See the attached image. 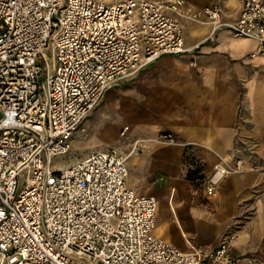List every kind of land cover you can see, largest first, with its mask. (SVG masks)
Here are the masks:
<instances>
[{
	"label": "built area",
	"instance_id": "obj_1",
	"mask_svg": "<svg viewBox=\"0 0 264 264\" xmlns=\"http://www.w3.org/2000/svg\"><path fill=\"white\" fill-rule=\"evenodd\" d=\"M168 10L253 39L248 56L264 55V0H240L235 22L219 4L187 0H0V264H264L233 254L232 235L214 249L189 240L185 251L157 237L156 199L127 185L130 154L92 150L53 167L106 90L190 51ZM232 171L216 166L206 193Z\"/></svg>",
	"mask_w": 264,
	"mask_h": 264
},
{
	"label": "crops",
	"instance_id": "obj_2",
	"mask_svg": "<svg viewBox=\"0 0 264 264\" xmlns=\"http://www.w3.org/2000/svg\"><path fill=\"white\" fill-rule=\"evenodd\" d=\"M187 4L196 10L219 4L225 21L239 18L240 0ZM166 13L180 25L190 51L163 56L106 90L98 105L113 115H135L132 127L118 126L119 138L132 129L134 136L90 151L130 154L127 185L156 199L157 237L185 251L189 240L214 249L232 235L233 254L264 261V55L248 56L259 46L253 39L227 29L213 34L208 23ZM90 114L73 133L71 149L88 132L83 126ZM163 133L174 143L153 141ZM137 139L144 142L132 152ZM219 165L234 171L208 195L207 179Z\"/></svg>",
	"mask_w": 264,
	"mask_h": 264
},
{
	"label": "rangeland",
	"instance_id": "obj_3",
	"mask_svg": "<svg viewBox=\"0 0 264 264\" xmlns=\"http://www.w3.org/2000/svg\"><path fill=\"white\" fill-rule=\"evenodd\" d=\"M47 53L49 52L47 51ZM102 104L103 103L99 104L85 121L83 128H87L88 132L86 134L85 132L83 133L84 139H80L77 142L75 141V143L72 144V149L67 155L55 158L53 160L54 168L59 171L64 170L86 157L91 149L110 145L115 143L116 140L123 143L132 140L134 136L133 129L126 137L119 138L118 126L126 122L132 127L137 120L135 115L133 116L129 113L121 115L120 113L118 114V112L113 115L108 110H104ZM102 112L107 113L105 114L106 116H103ZM133 143L134 142H132V149L134 147ZM120 144L121 143H119V145Z\"/></svg>",
	"mask_w": 264,
	"mask_h": 264
},
{
	"label": "bare ground",
	"instance_id": "obj_4",
	"mask_svg": "<svg viewBox=\"0 0 264 264\" xmlns=\"http://www.w3.org/2000/svg\"><path fill=\"white\" fill-rule=\"evenodd\" d=\"M157 202V201H156Z\"/></svg>",
	"mask_w": 264,
	"mask_h": 264
}]
</instances>
